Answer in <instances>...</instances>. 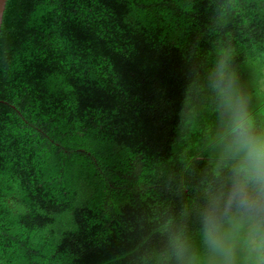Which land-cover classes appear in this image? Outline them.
I'll return each instance as SVG.
<instances>
[{
  "label": "trees",
  "instance_id": "16d2710c",
  "mask_svg": "<svg viewBox=\"0 0 264 264\" xmlns=\"http://www.w3.org/2000/svg\"><path fill=\"white\" fill-rule=\"evenodd\" d=\"M221 49L259 105L264 0H7L0 264H155L191 195L175 102Z\"/></svg>",
  "mask_w": 264,
  "mask_h": 264
},
{
  "label": "clouds",
  "instance_id": "9594fccd",
  "mask_svg": "<svg viewBox=\"0 0 264 264\" xmlns=\"http://www.w3.org/2000/svg\"><path fill=\"white\" fill-rule=\"evenodd\" d=\"M174 118L191 195L162 223L155 264H264V97L254 103L221 49L186 79Z\"/></svg>",
  "mask_w": 264,
  "mask_h": 264
},
{
  "label": "water",
  "instance_id": "95a60500",
  "mask_svg": "<svg viewBox=\"0 0 264 264\" xmlns=\"http://www.w3.org/2000/svg\"><path fill=\"white\" fill-rule=\"evenodd\" d=\"M6 2L7 0H0V27L2 23L3 14L5 11V7H6Z\"/></svg>",
  "mask_w": 264,
  "mask_h": 264
}]
</instances>
